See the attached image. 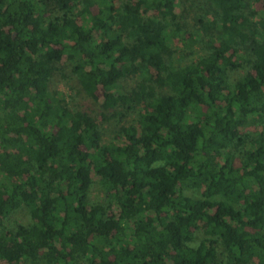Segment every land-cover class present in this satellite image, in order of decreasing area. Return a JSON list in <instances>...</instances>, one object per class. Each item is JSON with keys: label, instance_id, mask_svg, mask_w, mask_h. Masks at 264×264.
<instances>
[{"label": "trees", "instance_id": "trees-1", "mask_svg": "<svg viewBox=\"0 0 264 264\" xmlns=\"http://www.w3.org/2000/svg\"><path fill=\"white\" fill-rule=\"evenodd\" d=\"M255 262L264 0H0V264Z\"/></svg>", "mask_w": 264, "mask_h": 264}, {"label": "rangeland", "instance_id": "rangeland-1", "mask_svg": "<svg viewBox=\"0 0 264 264\" xmlns=\"http://www.w3.org/2000/svg\"><path fill=\"white\" fill-rule=\"evenodd\" d=\"M258 6H260V4H258ZM176 11L178 13H180V8H177ZM201 11L197 8H193L191 10V19H193V16L197 13H200ZM177 55V54H176ZM185 61V59H184ZM66 62V58L63 60V64H65ZM67 65V69L65 70V72H61L58 73L55 76V81L53 83V85L51 86V89L55 92V93H64L66 96L67 101L71 104V105H80L83 108L92 110V112H100L101 110V95L99 97L98 100H95L93 98H91L89 95L87 94H79L78 92H81L79 89L80 87L74 86L73 88H71V86L74 84V82L72 81V72L71 70L68 68V63H66ZM242 70L240 69L239 71H235L232 73V77L236 78L238 77L240 74H242ZM130 88V86L128 84H125L124 89L128 90ZM103 124V123H102ZM103 131H104V136L105 139L108 141H111L114 137V128L108 126L107 124H103ZM92 199L95 203H99V202H103V195L101 194L100 190L98 189L97 186H95L92 190ZM254 264H257V262H255Z\"/></svg>", "mask_w": 264, "mask_h": 264}]
</instances>
